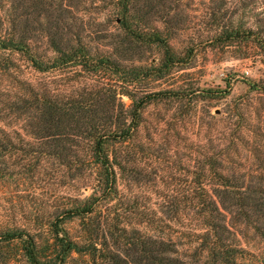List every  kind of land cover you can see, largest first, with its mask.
<instances>
[{"label":"trees","instance_id":"trees-1","mask_svg":"<svg viewBox=\"0 0 264 264\" xmlns=\"http://www.w3.org/2000/svg\"><path fill=\"white\" fill-rule=\"evenodd\" d=\"M150 2L114 0L122 36L112 34L119 41L100 51L72 32L70 15L77 6L68 0L55 7L63 12L59 25L48 22L55 10L52 0H0V53L19 54L37 74L64 75L60 84L55 80L21 82L22 92L0 109V200L13 207L6 183L19 185L54 165L74 182L85 171L93 177L88 197L71 198L40 228L29 231L14 226L10 219L0 222V264L18 259L25 264H244L246 253L235 231L240 225L252 229L264 243V176L253 185L252 177L247 180L211 162L212 156L208 161L205 157L207 168L199 180L212 181L213 189L196 196L197 224L190 229L193 240L184 245L186 250L179 239L144 234L92 216L101 210L102 200L117 192L115 171L122 164L115 146L132 139L144 108L167 93L139 94L141 82L161 80L185 61L169 44L170 28L150 26L155 13ZM210 11L213 27L207 41L212 47L252 45L264 59V19L263 26L244 27L226 22L222 6ZM39 38L45 39L51 56L36 51L33 42ZM143 47H154L161 54L159 62L128 65L131 55ZM10 64L8 56L0 57V73ZM250 89L264 95V86ZM122 97L130 101L128 107ZM240 130L244 134L246 127ZM239 143L227 145L224 162L238 156ZM73 219H79V227L75 235H69L63 224ZM16 246L19 258L12 254Z\"/></svg>","mask_w":264,"mask_h":264},{"label":"rangeland","instance_id":"rangeland-1","mask_svg":"<svg viewBox=\"0 0 264 264\" xmlns=\"http://www.w3.org/2000/svg\"><path fill=\"white\" fill-rule=\"evenodd\" d=\"M64 1L52 0L55 10L52 9L48 22L61 23L63 12L55 7ZM68 2L77 6L70 15L73 33H80L100 51H107L111 42L119 41L112 36L115 33L122 36L115 21L114 0ZM149 4L155 12L150 26L170 28L169 44L185 61L161 80L141 82L139 94L167 93L144 108L132 139L115 146L122 164L115 171L117 192L102 200L101 210L92 216L144 234L180 241L186 250L184 245L193 240L190 229L197 224L196 196L213 189L212 181L199 180L206 167L205 157L208 161L212 156L211 162L227 166L247 180L252 177L253 185L259 182V176H264V95L250 89L251 85L264 86V59L252 45L239 43L214 48L207 41L213 27L210 8L222 6L226 22L255 28L263 26L264 0H151ZM33 46L41 56L52 55L45 39H35ZM141 50L133 53L126 63L145 67L159 62L161 54L154 47ZM7 56L13 65L0 73V109L22 92L23 81L55 80L60 84L64 80L62 72L35 73L17 53H0V57ZM121 100L126 107L130 105L126 97ZM241 126L246 127L244 134ZM238 141V156L224 162L227 145L233 146ZM92 181L88 171L76 182L68 180L54 165L19 185L6 183L8 195L15 202L12 207L0 200V222L10 219L14 226L29 231L40 228L53 220L55 209L67 206L71 198L88 197ZM79 222V219L66 221L63 228L69 235H75ZM235 231L246 253L244 264H264L263 241L249 227L240 225ZM18 250L19 246L12 250L17 258ZM12 264L25 263L18 259Z\"/></svg>","mask_w":264,"mask_h":264}]
</instances>
